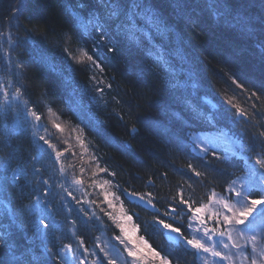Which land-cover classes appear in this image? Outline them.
<instances>
[{"label": "trees", "instance_id": "1", "mask_svg": "<svg viewBox=\"0 0 264 264\" xmlns=\"http://www.w3.org/2000/svg\"><path fill=\"white\" fill-rule=\"evenodd\" d=\"M197 2L203 7L206 0ZM223 2L225 7L221 9L220 17L213 15L207 8L203 11L197 9L203 16L202 24L197 29L198 34L182 23L177 29L178 32L183 29L182 39L187 46L184 55L189 59H181L176 55L175 35L162 37L154 31L150 38L143 37L140 45L125 47L106 70L107 78L114 77L113 88L105 97L106 104H102L93 91L88 81L89 70L75 63L70 64L60 47L64 33H71L73 37L69 47H77L78 33L74 18L76 14L87 18V4L91 0H87V3L86 0H0V33L10 31L17 41L15 54L25 66L21 80L28 86L25 98L38 104L41 110H44L46 104H50L62 114V121H71L73 125L80 124L84 127L89 123L90 117L101 121L102 125L98 130L86 128L89 138L98 146V155L103 156L101 166L107 164L115 170L116 182L122 187L137 192H153L158 198L157 207L163 211L167 207L168 197L175 193L176 187L190 179L184 174L187 163H193L199 170H207L209 177L215 178L213 183L216 184L217 191H222L220 185L244 170V160L239 155L230 157L228 162L211 161L206 165L199 153L193 151L190 139L192 132L200 130L224 132L229 138L239 139L242 125L233 123L231 119H221L212 105L221 100V93L224 91L229 95H237L238 101L244 104L243 94L239 90L234 91L229 76L235 74L239 78L246 75L251 80L261 74L259 42L264 37L260 35L259 27L253 29L257 33L255 36L250 37L248 30L252 25L258 26L264 17V0ZM155 3L162 15L175 19L169 0H155ZM82 4L85 5L83 10L80 8ZM13 8L19 10L18 16L10 19ZM246 20L248 23H245ZM26 29H32L31 36L26 37ZM84 42L87 43V38ZM153 44L160 46L164 56L171 62L176 73L174 78L165 72L161 62L148 54L147 50ZM0 45L8 47L6 40H0ZM190 65L199 87H174L177 82L181 85L188 82L187 70ZM7 75L8 69L0 62V77ZM246 86L250 87V84ZM44 90H47V95H43ZM112 97L120 102L116 103ZM179 109H183L186 114L183 122H178L172 115ZM198 113H203V116ZM214 114L218 121L215 126L206 119ZM121 115L123 119H120ZM23 118V105L14 106L7 112L0 110V164L11 153V168L20 166L25 174L21 177V183L5 186L0 191V199L8 203L16 219L27 224L30 229L31 222L35 219V213L30 209L36 196L33 190L34 170L42 167L44 175H51V167L45 161L31 160L36 155V141ZM17 122L28 130L11 132ZM133 125L135 132L131 130ZM5 130L10 131L6 137L3 136ZM52 131L55 132L54 129ZM248 139V136L243 137V141ZM71 142L76 156L69 153L65 163L75 165L74 169H69L70 174L72 171L79 174L81 164L89 170L86 173L87 188V177L95 165L87 156L81 161L79 147L75 146L74 140ZM215 150L220 156L228 152ZM177 169L181 171L178 172ZM164 173H167L166 179L162 176ZM7 174L10 176L11 172ZM149 177L155 181L154 186L146 184ZM59 182L58 178L53 180L54 184ZM191 182L196 188L197 199L203 197L213 186L207 182L201 185L194 177ZM185 189L187 195V185ZM74 194L80 198L79 193ZM61 195L64 194L60 189L53 187L45 201L50 205L57 223V227L49 229V236L45 241L34 238L30 230L15 227L8 229L12 234L16 255L23 264H42L44 261L59 264L54 257L63 245H75L77 237H82L85 247L89 248L102 233L119 235V230L114 229L112 222L100 211H108L106 205L100 204L96 209L102 222L96 219L85 222V218L76 211L77 206L71 198L66 197L73 209L71 214L68 213L61 203ZM90 198L98 202L102 200L96 192ZM122 199L129 214L133 215L132 223L140 225L138 236L143 235L157 250L171 249L178 255H185L152 226L156 209L139 205L129 197L122 196ZM73 220L76 221L75 226L72 225ZM10 222L8 213L0 211V232L5 231L3 226ZM181 223L186 227V217L182 221L178 217L175 226L180 227ZM9 259L7 249L0 248V260L8 264ZM186 259L192 264L190 254L186 255ZM181 264L184 262L181 261Z\"/></svg>", "mask_w": 264, "mask_h": 264}, {"label": "snow or ice", "instance_id": "2", "mask_svg": "<svg viewBox=\"0 0 264 264\" xmlns=\"http://www.w3.org/2000/svg\"><path fill=\"white\" fill-rule=\"evenodd\" d=\"M169 4L175 19L162 15L155 0H91V3L87 4L86 19L83 15H75L77 47H69L73 37L71 33H64L61 51L70 64L75 63L89 70L88 81L102 104L107 103L106 94L113 88L114 77L107 78L108 65L125 47L140 45L142 38H150L154 31L162 37L175 35L176 55L181 59H189L184 55L187 46L182 39L183 29L177 31L181 23L198 34L197 29L202 24L203 16L197 9L203 11L207 8L213 15L220 17L221 9L225 7L223 0H206L203 7L197 0H169ZM80 8L83 10L85 5H80ZM18 12V9L13 8L10 19L16 18ZM256 27L260 28V35L264 37V17L258 26L252 25L248 30L250 37L257 35L253 31ZM31 34L32 29H26V37ZM85 38L87 43L84 42ZM0 40H6L8 45H0V62L8 69L7 77H0V110L7 112L14 106L23 105L24 124L31 130V135L36 141V155L32 156L31 160L45 161L51 167V175H44L42 167L34 170L33 190L36 196L30 204V209L35 213V219L32 220L30 229L27 224L19 222L9 204L0 199V211L7 212L11 217L10 224L3 226L6 230L0 232V248L7 249L10 258L8 264H23L21 258L16 255V247L8 229L15 227L30 230L34 238L43 242L49 236V229L57 227L56 217L50 210V205L45 202L53 187H58L64 194L60 200L68 213L71 214L73 209L66 197L71 198L77 206L76 211L85 218V222L93 219L102 222L96 211L100 204L115 210L117 202L119 203L118 212L100 209L112 222L114 229L119 230V235L114 234L108 240L96 237L93 250L85 247L82 237H77L75 248L70 243L65 244L56 254L54 259L59 261V264H181V261L189 264L186 259L188 254L193 258L192 264H264V39L259 42L260 76L251 80L246 75L239 78L235 74L229 76L234 91L239 90L243 94L244 104L238 101L237 95H229L224 91L221 93V100L212 105L221 119H231L233 123L242 125L240 138L230 139L232 149L220 156L214 149L211 138L201 137L198 133L190 135L193 151H198L206 165L211 161L228 162L230 157L239 155L244 160V170L220 185L222 191H217V186L213 183L215 178H210L207 170H199L193 163H187V171L184 174L190 179L184 180L176 187L175 193L168 197L167 207L163 211L157 207L158 198L153 192H137L122 187L116 182L117 172L107 164L101 166L103 156L98 155V146L86 132L87 127L98 130L102 125L101 121L90 117L89 123L84 127L80 124L73 125L71 121H62V114L50 104H46L44 110H41L38 104L25 98L28 86L21 80L25 66L15 54L17 41L13 39L10 31L0 33ZM147 51L164 65L166 73L175 77V69L164 56L160 46L153 44ZM187 76V83L181 85L177 82L174 87L198 88L199 82L191 65ZM249 84L250 87L246 86ZM43 95H47V90H44ZM112 99L116 103L120 102L115 97ZM172 115L178 122H183L186 114L183 109H179ZM198 115L202 117L203 113ZM123 118L121 115L120 119ZM206 119L213 126L218 122L215 114ZM28 129L22 128L17 122L11 132ZM131 130L135 132L134 125ZM9 134V130L3 132L5 137ZM245 136L249 137L248 141H243ZM73 140L75 146L80 149L79 159L83 161L87 156L95 165L87 177V188L86 173L89 170L81 164L79 174L76 171L70 174L69 169H74L75 165L65 163L69 153L73 157L76 156L71 142ZM11 158L10 153L5 162L0 164V191L8 184L21 183V177L25 176L20 166L11 168ZM9 171L10 176L7 174ZM177 171L180 172L181 169ZM162 176L166 179L167 173ZM192 177L197 178L201 185L205 182L213 184L200 199L196 198ZM56 178L60 181L58 184L53 183ZM146 184L154 186L155 181L149 177ZM185 185L188 189L187 195ZM93 192H97L102 200L98 202L91 199ZM74 193H79L80 198ZM122 196L131 197L133 201H138L139 205L156 209L157 214L152 217V226L185 255H178L171 249L157 250L143 235L137 236L140 225L131 223L129 226L130 222H133V215L129 214ZM136 215L138 218V214ZM178 217L181 221L186 217V227L183 223L180 227L175 226ZM75 224L76 221L73 220L72 225ZM73 234L75 235V232ZM89 256L93 257L90 261ZM0 264L5 262L0 260ZM42 264L49 262L44 261Z\"/></svg>", "mask_w": 264, "mask_h": 264}, {"label": "rangeland", "instance_id": "3", "mask_svg": "<svg viewBox=\"0 0 264 264\" xmlns=\"http://www.w3.org/2000/svg\"><path fill=\"white\" fill-rule=\"evenodd\" d=\"M212 135H211V134ZM219 132H208V134L207 133H200V132H198V134L201 136V137H207V138H211L212 140H213V147L215 148V149H218V148H223L222 150L223 151H229L230 149H232V145H231V143H230V138H228L227 136H225V135H223V137H222V135L221 134H218ZM193 134H196V133H193ZM210 134V135H209ZM214 135V136H213ZM198 152V151H197ZM97 193V192H96ZM131 198V197H130ZM131 200H132V198H131ZM138 202V201H137ZM144 206H146V207H148L147 205H144ZM106 208H107V206H106ZM149 208V207H148ZM152 209V208H151ZM108 211H116V212H118V210H119V205H117V209H115V210H112V209H107ZM131 223L132 222H130V224H129V226H131ZM138 236V235H137ZM98 237H100L101 238V240H108L109 238H111V237H104L102 234L100 235V236H98ZM115 242V241H114ZM77 243H78V241H76V244L74 245V248L77 246ZM89 250H93L94 249V245H92L91 247H89L88 248ZM81 251H82V249H81ZM97 252H98V249H97ZM102 255V254H101ZM89 261L91 260V259H93V257H91V256H89Z\"/></svg>", "mask_w": 264, "mask_h": 264}]
</instances>
